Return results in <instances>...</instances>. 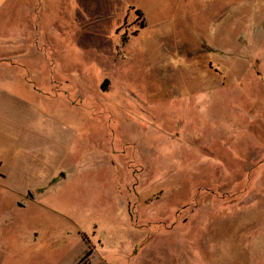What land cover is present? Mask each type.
<instances>
[{
	"label": "rangeland",
	"instance_id": "obj_1",
	"mask_svg": "<svg viewBox=\"0 0 264 264\" xmlns=\"http://www.w3.org/2000/svg\"><path fill=\"white\" fill-rule=\"evenodd\" d=\"M0 106V264H264V0H9Z\"/></svg>",
	"mask_w": 264,
	"mask_h": 264
},
{
	"label": "crops",
	"instance_id": "obj_2",
	"mask_svg": "<svg viewBox=\"0 0 264 264\" xmlns=\"http://www.w3.org/2000/svg\"><path fill=\"white\" fill-rule=\"evenodd\" d=\"M8 1L9 0H0V11L6 7ZM2 109L3 108L0 106V114L3 112L1 111ZM7 125L8 124H5L3 126L6 127L5 131L7 136L6 138L0 139V232L7 229L8 226V221L5 220V216H1L5 214V211L2 212V210L5 209L4 202L6 194L8 192L17 194L16 200L27 204L34 200L30 192L38 191V189H35L37 186H34L32 182L25 185L21 181L15 179L18 178V176L21 177L20 171L27 163L32 161V157L24 152L25 141L22 137V130L16 128V125ZM29 129L30 132H27L26 137L31 139L33 136L32 133L37 132V128L30 126ZM38 175L44 179L48 177L45 167L38 169ZM17 207H22V205L17 203Z\"/></svg>",
	"mask_w": 264,
	"mask_h": 264
},
{
	"label": "trees",
	"instance_id": "obj_3",
	"mask_svg": "<svg viewBox=\"0 0 264 264\" xmlns=\"http://www.w3.org/2000/svg\"><path fill=\"white\" fill-rule=\"evenodd\" d=\"M135 13H136L137 17H138L139 19H141V17H142L141 13H140L139 11H136ZM141 27H143L142 24H141ZM89 255H90V251H88V252L86 253V255H85V259H86Z\"/></svg>",
	"mask_w": 264,
	"mask_h": 264
}]
</instances>
